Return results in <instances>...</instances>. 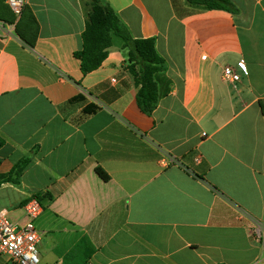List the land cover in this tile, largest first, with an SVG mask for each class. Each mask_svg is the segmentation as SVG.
I'll return each mask as SVG.
<instances>
[{
  "label": "crops",
  "instance_id": "0c3cea01",
  "mask_svg": "<svg viewBox=\"0 0 264 264\" xmlns=\"http://www.w3.org/2000/svg\"><path fill=\"white\" fill-rule=\"evenodd\" d=\"M105 1L155 39L157 108L140 110L118 41L83 75L90 0H26L33 46L0 22V211L24 224L43 198L40 264H264V0ZM24 159L20 185L3 182Z\"/></svg>",
  "mask_w": 264,
  "mask_h": 264
},
{
  "label": "trees",
  "instance_id": "16d2710c",
  "mask_svg": "<svg viewBox=\"0 0 264 264\" xmlns=\"http://www.w3.org/2000/svg\"><path fill=\"white\" fill-rule=\"evenodd\" d=\"M0 0V22L15 24L16 33L29 45L33 46L38 34L39 25L31 9L26 5L21 17L16 20L15 15L5 3ZM188 6L202 10H221L235 12L231 0H186ZM90 11L87 13L85 30L82 34V49L75 52V57L81 63L83 75L99 69L107 59L109 49L118 41L128 50V65L126 70L133 77L138 86L137 104L140 110L152 116L159 101V90L155 76L166 69L165 60L158 54L155 39L133 38L110 4L105 0H90ZM33 39L30 42L28 39ZM263 112L264 105L260 103ZM4 141L0 138V149ZM29 163L24 159L14 166L3 182L20 185V178ZM1 164V159H0ZM103 179L105 173L99 170ZM36 198L43 204V198Z\"/></svg>",
  "mask_w": 264,
  "mask_h": 264
},
{
  "label": "built area",
  "instance_id": "2783aa9c",
  "mask_svg": "<svg viewBox=\"0 0 264 264\" xmlns=\"http://www.w3.org/2000/svg\"><path fill=\"white\" fill-rule=\"evenodd\" d=\"M6 4L18 19L27 5L26 0H6ZM239 69L244 75L248 73L245 64H240ZM223 76L232 84L241 80V75L232 67H226ZM24 210V224L12 222L7 212L0 211V255L8 256L12 264H40L38 244L41 234L36 230L35 220L43 213L44 205L32 197Z\"/></svg>",
  "mask_w": 264,
  "mask_h": 264
},
{
  "label": "rangeland",
  "instance_id": "374dc122",
  "mask_svg": "<svg viewBox=\"0 0 264 264\" xmlns=\"http://www.w3.org/2000/svg\"><path fill=\"white\" fill-rule=\"evenodd\" d=\"M88 11H90V7H89Z\"/></svg>",
  "mask_w": 264,
  "mask_h": 264
}]
</instances>
